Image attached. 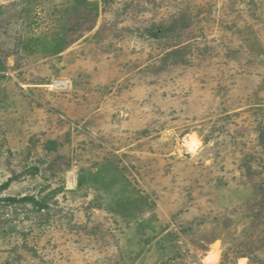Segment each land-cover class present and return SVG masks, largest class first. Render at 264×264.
<instances>
[{"label":"rangeland","instance_id":"obj_1","mask_svg":"<svg viewBox=\"0 0 264 264\" xmlns=\"http://www.w3.org/2000/svg\"><path fill=\"white\" fill-rule=\"evenodd\" d=\"M6 183L0 264H264V0H0Z\"/></svg>","mask_w":264,"mask_h":264},{"label":"bare ground","instance_id":"obj_2","mask_svg":"<svg viewBox=\"0 0 264 264\" xmlns=\"http://www.w3.org/2000/svg\"><path fill=\"white\" fill-rule=\"evenodd\" d=\"M202 146L201 139L197 136H190L189 139L186 141V148L190 151L193 155L199 151ZM75 187V186H74ZM214 249L210 252L209 256L207 257L206 263L207 264H218L219 262V245L215 244ZM247 260V259H246ZM245 259H241L238 264H247Z\"/></svg>","mask_w":264,"mask_h":264},{"label":"trees","instance_id":"obj_3","mask_svg":"<svg viewBox=\"0 0 264 264\" xmlns=\"http://www.w3.org/2000/svg\"><path fill=\"white\" fill-rule=\"evenodd\" d=\"M9 183V182H8ZM8 183H6V185H3L1 188H0V191H3V190H5L6 188H8L9 187V184ZM30 200V199H29ZM32 200V202L34 203V205H37V206H40V204H38V203H36L35 201H34V199H31ZM3 201H10V202H17V201H15L14 199H10V200H7V199H0V202H3ZM42 208H44V207H42ZM41 208V209H42Z\"/></svg>","mask_w":264,"mask_h":264}]
</instances>
